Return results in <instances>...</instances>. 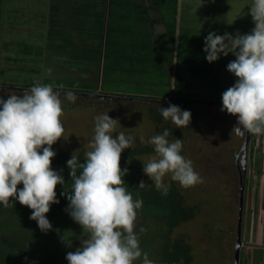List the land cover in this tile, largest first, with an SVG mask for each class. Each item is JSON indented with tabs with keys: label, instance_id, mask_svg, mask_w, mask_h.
<instances>
[{
	"label": "rangeland",
	"instance_id": "374dc122",
	"mask_svg": "<svg viewBox=\"0 0 264 264\" xmlns=\"http://www.w3.org/2000/svg\"><path fill=\"white\" fill-rule=\"evenodd\" d=\"M49 1L54 3L58 11L57 15L51 13L49 17V12L47 11V7L51 4ZM11 2V9L5 12L3 7V4H5L4 0H0V40L7 44L6 47H14L15 53L11 55L15 56L17 62L22 59V55L25 53L18 49L20 46L17 45L15 47L14 41L16 40L37 42L38 46L42 45V52L47 48L43 45V38L45 39V37H41L37 33L38 27L43 28V25H47L45 23L46 18L50 20V18L54 17L56 22H50L53 36L57 33L56 29L63 27L61 28V35L67 36L70 39L71 49H74L77 56H79L78 54L85 53L89 47V43H95L98 40L96 35L89 34V31L85 30L84 27L97 23L96 19L89 17L88 12L92 10L90 9V4L95 11H98L101 7L100 0H11ZM79 9L80 12L82 11L81 13L78 12ZM145 12L146 10L143 12L141 10L140 14L144 15ZM147 12L152 17L158 13H154L152 10H148ZM3 16L5 17L3 18ZM139 26L147 27V23L139 22ZM202 26L203 22L201 19H197L192 24V29L195 30L191 32L193 36L190 39L182 36L183 30L180 33L177 32V38L174 39V55L170 51L165 58H171L170 64L174 65L175 63V65L180 67V74L186 75L187 73V80L190 83L199 81L195 85V89L209 93L216 87L217 83L209 82L207 75H195L194 71H192L199 69L190 67L189 70L187 68L184 69V62L178 60L176 63V60H174L182 56V50L185 51L183 56H187L186 53L190 51L189 40L194 41V46H196L207 36L208 29L205 27L201 28ZM45 27L47 28V26ZM150 28L153 33L149 37L153 43L157 45L160 41L165 44L168 42L167 37H162V39L156 36L158 31L163 30L161 24H152ZM170 43L172 42H168V44ZM38 46H32L33 48L30 52L33 53L35 47ZM82 46L85 48L83 49ZM201 51L202 49H195L192 52L195 55H201ZM70 52L72 53V51ZM161 52L162 50H160V54ZM163 52L166 53V50H163ZM7 53L9 52L0 46V66L9 68L10 61L5 58ZM53 62L55 61L53 60ZM83 62H85V69L74 66L58 67L52 63L53 65H50L51 69L45 65L46 67L42 69L43 71L41 70L39 74L35 75V80L38 79L42 83L43 78L40 79L41 75L49 77V74H60L59 71L64 70L66 71V77L68 79L78 81L86 79L95 83L94 87L90 90L80 89L78 90L79 92H74L78 97L75 103H71L65 98L64 94L68 91H61L60 89L63 88H60V85L53 87L56 88L55 91L61 93L60 98L63 101L64 109L61 120L65 128L64 135L65 137L68 136L67 139L60 138L52 146L53 150L65 154H73L75 151V154L80 153L84 155L89 150L88 142L94 136V118L107 113L111 118L118 120L119 123L116 126L117 132L122 131L126 135H131L135 138L133 146L148 145L153 148L149 152L146 151L131 156L127 161L137 167V172L133 175L136 181L140 182L143 180L145 182V189L148 186L155 187L154 183L143 172V164L151 156L155 155L154 146L146 142L152 136L163 133L160 130L161 124L169 123L171 127H174L170 129L169 141L171 142L175 139H181L183 141L181 155L192 161L194 170L200 174L203 180L202 183L185 188L179 182L171 180V174L164 177L166 184L172 183L174 185L178 193L177 196L181 199V204L191 205L195 210L192 217L180 221L171 228L168 234L169 240L179 239L180 242L188 245L191 255L188 264H232L236 227L237 223H239V264H243V259L246 256L244 252L243 255L240 252L242 249L241 234L245 220L249 222V217L246 219L245 214L251 208L249 207L250 193L254 187L259 186L264 176L262 172L256 171L255 169H264L260 156V153L264 152V135L246 134L245 170L239 183L238 170L234 165V155L237 149L241 147L243 137L232 132V128L237 121L236 116L216 108L209 110L204 107L192 106V110H189L181 103L168 100L165 95H177L175 88H181L180 86H183L182 83L184 80H179V87L178 85L177 87L167 85L168 93L165 95L160 94L164 91L156 92V89L160 88V86L154 83L159 78L154 74V71H148L141 75L134 74L135 77L132 78L128 77V75H123L120 76L121 79L115 76L116 74H112V77L107 78L109 79L110 87L105 88L102 80L98 76L96 77V60H83ZM29 66L38 67L39 64H30ZM168 68L169 73L172 74L174 69L171 67ZM12 76L14 80H11V82L14 83H6L1 81L0 75V95H3L5 99L8 94H20L24 91L14 87H7L6 85L15 84V86H27V83H31L32 81L29 79V75H20L16 69L12 72ZM196 76H200L201 78L195 79L194 77ZM162 81L164 82V80ZM153 83L154 85H152ZM187 87L189 88L190 84ZM115 89H118V91ZM83 91H86V93ZM122 91L128 94H123ZM140 93H142L140 96L143 98L137 97ZM211 96L214 97L216 94ZM213 103L211 102L210 104ZM169 104L177 105L181 110H189L191 112V123L188 127L179 128L169 120L162 118L159 121L154 118L153 114H158L163 117L160 112V106L167 108ZM117 134L113 133V136L115 137ZM261 137H263V140ZM253 152L254 155H251ZM240 185L242 186V199L240 218H238V190ZM144 188L140 190L138 187V193L143 192ZM66 219V226L64 225L65 227L58 229V231L60 230L61 232L63 230L64 233H62L61 237L74 243L71 244V247H68L61 237H55L58 240L56 243H59V245H55V247H58L55 250L66 249L65 252L68 253L69 251H75L76 248L81 246V240L86 238V233H83L82 227L69 214L66 215ZM145 219L140 214L137 215L135 230L139 238L145 235V231H147H140L143 228L141 224L142 222L144 223ZM162 240L163 236L158 234L153 244L149 248L147 246L149 259L155 256L153 255L155 253L154 250H158ZM53 245L51 241L49 246L53 247ZM251 254L254 257V254ZM49 256V252L44 251L42 258H48ZM135 264H141V262L136 261Z\"/></svg>",
	"mask_w": 264,
	"mask_h": 264
},
{
	"label": "clouds",
	"instance_id": "9594fccd",
	"mask_svg": "<svg viewBox=\"0 0 264 264\" xmlns=\"http://www.w3.org/2000/svg\"><path fill=\"white\" fill-rule=\"evenodd\" d=\"M250 14L254 28L249 34L209 32L203 49L209 63L221 54L235 56L226 67L236 80L222 93L220 110L237 117L232 132L241 137L264 135V0H252ZM64 95L71 103L78 99L72 91ZM60 97L61 93L51 84L39 81L20 94H8L6 99L0 95V204L13 207L12 202L19 201L30 208V219L37 222L42 232L52 228L45 214L52 204L59 203L56 186L65 184L60 174L62 169L58 172L51 167L56 155L52 146L60 138H68L61 120L64 109ZM160 112L176 127H188L191 123V112L177 105L160 106ZM94 119V136L88 142L84 162H79L75 151L66 162L73 183L71 192L61 195H66L68 214L82 227L86 238L65 258L68 264H135L136 261L154 264L142 251L135 230L143 201L134 199L127 190L123 177L128 169L120 167L122 151L131 148L135 138L117 132L118 120L107 113ZM113 133L118 134L114 137ZM169 135L166 128L146 142L154 146L155 155L143 164V172L162 195L169 191V185L164 182L169 174L171 180L185 188L203 182L192 161L181 155L183 141L170 142ZM18 184L23 187L18 188ZM144 186L141 180L138 187ZM62 239L71 247L70 240Z\"/></svg>",
	"mask_w": 264,
	"mask_h": 264
},
{
	"label": "trees",
	"instance_id": "16d2710c",
	"mask_svg": "<svg viewBox=\"0 0 264 264\" xmlns=\"http://www.w3.org/2000/svg\"><path fill=\"white\" fill-rule=\"evenodd\" d=\"M100 2L101 7L98 11H95L90 4V9L92 10L88 12L89 17L96 19L97 23L84 27L85 30L89 31V34L96 35L98 40L95 43H87L89 47L85 53L78 54L79 56L75 54L73 48L71 49L70 39L67 36L61 35V28L63 27L56 29L57 33L53 36L50 22L56 23L54 17L50 18V20L46 18L45 23L47 25L45 26L47 28L43 25V28L38 27L37 29L38 35L47 39L43 38V45L47 47L43 52L42 45L38 46L37 42L33 43L31 41L14 39L16 40L14 41L15 47L17 45L20 46L18 49L25 53L22 55V59L17 62L15 56L11 55L15 53L14 47H12L13 49L11 46L6 47L7 44L0 40L1 48L9 52L5 55V58L10 61L9 68L0 66L1 81L14 83L11 82V80H14L12 72L16 69L20 75H29V79L32 80L31 83H27L29 87L33 86L34 82L39 81L38 79L35 80V75L39 74L46 67L45 65L50 68V65L54 63L58 67L74 66L85 69V62L83 60H96V77L98 76L102 80L105 88L110 87L109 79L107 78L112 77V74H116L115 76L121 79L120 76L123 75H128V77L132 78L136 74L141 75L148 71H154V74L159 77L154 83L160 86V88L156 89V92L164 91L160 93L164 95L168 93L166 87L171 80L168 67H171L170 63L172 59L165 57L173 48L168 42L173 36L174 21L172 20V15L174 13L175 0H154V6L162 8L160 19L150 16L147 11L144 15L140 14L141 5L133 0H100ZM4 3L3 7L6 12L11 9L12 2L11 0H4ZM49 3H51L47 7L49 17L51 13L57 15L58 11L54 3L51 1ZM150 7L153 8L152 4ZM78 12H80V9ZM154 20L162 24L163 31L156 33V36L167 37L168 42L166 44L158 42L156 45L150 39L149 35L153 33L150 27L154 23ZM139 22H146L147 27L139 26ZM32 46H38L35 47L33 53L30 52L33 48ZM160 50H162L161 54ZM163 50H166L165 54H163ZM41 54L43 55L40 57ZM30 64H39V66L30 67ZM59 73L49 74V77L41 75L40 79L43 78V84H51L53 87L61 84L65 85L63 89H60L64 92H79L78 90L80 89L90 90L94 87L95 83L86 79L79 81L68 79L64 70H60ZM115 90L118 91V89ZM83 92L86 93V91ZM122 93L128 94L124 91ZM141 94L137 97L143 98L140 96ZM165 96L168 100L185 105L189 110L193 108L192 104H190L192 102L211 103L214 101L189 97L188 95ZM153 115L159 121L163 118L158 114ZM166 128L170 132V129L174 127H171L169 123L161 124L160 130L162 132ZM151 150L153 148L148 145L132 146L122 151L120 159L121 169H128V172L123 177V180L126 182L125 187L132 193L134 199L140 198L143 201V206L138 210V214L143 219L146 218L144 223L142 222L141 227L147 231H145V235L139 238L140 247L143 252L147 253L154 239L158 234H161L163 240L158 250H154L155 253L153 255L155 256L151 258L154 264H188L191 259L188 245L180 242L179 239L169 240L168 234L171 228L180 221L193 216L194 207L181 204V199L177 196L178 193L172 183L168 184L169 191L167 195H162L161 191L152 186H148L146 189L143 187L144 191L138 193L139 181H136L133 177L135 172H137V167L127 161L131 156ZM55 153L56 155L52 159L51 167L58 172L62 169L60 174L63 176L65 184L56 186L55 191L59 203L52 204L50 211L45 214L52 228L47 232H42L37 222L30 219L32 210L27 206L21 205L19 201H13V207H4L0 204V264H68L65 258L67 254L65 252L66 249L55 250L58 249L55 245H59V243H56L58 240L55 237H61L64 231L61 230L60 232L58 229H63L66 226L65 224H67L66 215L68 214L67 206L69 201L66 195H61V193L71 192L70 187L73 181L66 162L71 158L72 154ZM76 155L79 157V162L83 163L84 155L80 153ZM79 172L80 170L78 169V175ZM17 187L22 188L23 185L18 184ZM65 232L67 231L65 230ZM51 241L54 244L53 247L49 246ZM72 243L74 242L72 241ZM44 251L49 252L50 256L48 258H42Z\"/></svg>",
	"mask_w": 264,
	"mask_h": 264
},
{
	"label": "crops",
	"instance_id": "0c3cea01",
	"mask_svg": "<svg viewBox=\"0 0 264 264\" xmlns=\"http://www.w3.org/2000/svg\"><path fill=\"white\" fill-rule=\"evenodd\" d=\"M133 1L141 5L142 9H140L142 12L144 10H152L154 13L158 12L154 18H161L160 12L162 8L155 7L154 0ZM151 4L153 8L150 7ZM251 4L252 0H175L174 13L172 15V20L174 21L173 36L169 42H172L170 44L175 47L174 39L177 38V32L180 33L182 30L183 37L189 39L192 38L193 34L191 32L195 30L192 29V24L196 22L197 19L202 20L203 26L201 28H207L208 33L215 32L217 35H223L227 32L233 36H235L237 32L240 34H249L254 28V22L250 14ZM155 23L158 22L154 20L153 24ZM160 32L158 31L157 33ZM159 37L162 38L161 36ZM205 37L196 46H194V41L189 40L188 44L190 51L186 53L187 56H183L185 51L182 50V56L179 59H173L176 60V63L178 60L184 62V69L187 68L189 70V67L199 69L192 71H194L195 75H207L209 82L217 83L216 87H214L209 93L195 89V85H197L199 81L196 83H190L187 80V73L186 75L180 74V67L175 65V63L174 65L171 64V68L174 69V72L172 74L170 73L171 80L169 85H172L173 87H177L178 85L179 87V80H184L182 83L183 86H180L181 88H175V90H177V95L181 96L182 94V96L188 95L189 97L214 100V103L221 105L215 108L221 109L222 93L231 87L236 80L234 74L230 73L226 67L230 61L235 59V56L232 53H229L227 56L221 54L216 61L209 63L205 59L207 53L203 50ZM195 49H202L200 53L201 55L193 54L192 51ZM174 50L175 48H172L171 53L173 55ZM163 54H165V52H163ZM200 76L194 78L200 79ZM188 84H190L189 88L187 87ZM214 94H216V96H214L215 98L211 96ZM194 106L203 107L197 105ZM204 108L211 110V108L208 107ZM261 138L263 140V137ZM251 155H254V152L251 153ZM260 156L264 166V152L260 153ZM255 169L264 174V169ZM249 207L251 208H249L248 213L246 211L245 214L246 219L249 217V222H247L248 220H245L242 228L243 232L241 234L242 249L240 252L242 255L244 252L246 256V258L243 259V264H264V176L259 186L254 187L250 193ZM251 253L254 254L255 259H253L254 257Z\"/></svg>",
	"mask_w": 264,
	"mask_h": 264
},
{
	"label": "water",
	"instance_id": "95a60500",
	"mask_svg": "<svg viewBox=\"0 0 264 264\" xmlns=\"http://www.w3.org/2000/svg\"><path fill=\"white\" fill-rule=\"evenodd\" d=\"M6 86L7 87H14V88H17V89H22V90L30 88V86L29 87L28 86H13V85H6ZM190 104L197 105V106L208 107V108H215V107L221 106V105L216 104V103L210 104V103H201V102H192ZM245 145H246V134L243 137L242 144H241V147H240V150L242 151V155L245 153ZM241 188H242V186L240 185L239 186V190H238V196H239V203H238V209H239L238 216L239 217L238 218H240V209H241V199H242V197H241ZM235 235H236V238H235V243H234V246H233L232 264H238V255H239L238 247H239V244H240V240H239V223H237L236 234Z\"/></svg>",
	"mask_w": 264,
	"mask_h": 264
},
{
	"label": "flooded vegetation",
	"instance_id": "af4514ba",
	"mask_svg": "<svg viewBox=\"0 0 264 264\" xmlns=\"http://www.w3.org/2000/svg\"><path fill=\"white\" fill-rule=\"evenodd\" d=\"M238 150H239V148L235 152V154L237 153V155L236 156L234 155V165H235V168H237V170H238L237 172L239 175V183H240L241 182V176L243 175L244 170H245V166H244V154L242 155V151L239 152Z\"/></svg>",
	"mask_w": 264,
	"mask_h": 264
}]
</instances>
